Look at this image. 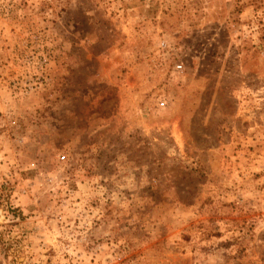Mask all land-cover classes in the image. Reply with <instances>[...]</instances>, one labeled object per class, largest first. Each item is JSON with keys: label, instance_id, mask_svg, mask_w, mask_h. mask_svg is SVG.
Returning a JSON list of instances; mask_svg holds the SVG:
<instances>
[{"label": "rangeland", "instance_id": "374dc122", "mask_svg": "<svg viewBox=\"0 0 264 264\" xmlns=\"http://www.w3.org/2000/svg\"><path fill=\"white\" fill-rule=\"evenodd\" d=\"M0 264H264V0H0Z\"/></svg>", "mask_w": 264, "mask_h": 264}, {"label": "built area", "instance_id": "2783aa9c", "mask_svg": "<svg viewBox=\"0 0 264 264\" xmlns=\"http://www.w3.org/2000/svg\"><path fill=\"white\" fill-rule=\"evenodd\" d=\"M176 67L179 69V68L182 67V65H181V64H177ZM161 105L163 106V105H164V102H161ZM64 158H65V155L62 154V155H61V159L63 160Z\"/></svg>", "mask_w": 264, "mask_h": 264}]
</instances>
